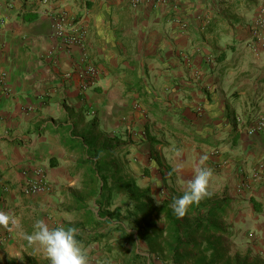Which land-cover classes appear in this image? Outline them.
Returning <instances> with one entry per match:
<instances>
[{
  "label": "crops",
  "instance_id": "obj_1",
  "mask_svg": "<svg viewBox=\"0 0 264 264\" xmlns=\"http://www.w3.org/2000/svg\"><path fill=\"white\" fill-rule=\"evenodd\" d=\"M258 7V0H0V210L20 221L0 228V264H49L23 238L37 220L75 227L89 264H170L133 241L130 218L116 208L127 205L129 184L148 188L156 206L182 196L205 155L212 195L201 202L220 212L224 245L258 253L264 128L248 133L264 118ZM58 15L78 43L55 33ZM40 177L46 190L23 192ZM135 252L142 263L130 260Z\"/></svg>",
  "mask_w": 264,
  "mask_h": 264
},
{
  "label": "trees",
  "instance_id": "obj_2",
  "mask_svg": "<svg viewBox=\"0 0 264 264\" xmlns=\"http://www.w3.org/2000/svg\"><path fill=\"white\" fill-rule=\"evenodd\" d=\"M126 190L135 207V210L125 212L135 231L133 241L143 240L149 255L154 254L170 264H264L261 251L253 256L250 252H228L222 235H229V232L216 221L220 212L206 209V203L191 205L188 213L178 218L169 207L172 201L156 206L149 197L148 188L140 191L131 184L126 186ZM143 204L147 206V212H137ZM254 205L257 209V204ZM119 215V212L114 214L115 218ZM144 258L141 253L135 252L130 260L142 263Z\"/></svg>",
  "mask_w": 264,
  "mask_h": 264
},
{
  "label": "clouds",
  "instance_id": "obj_3",
  "mask_svg": "<svg viewBox=\"0 0 264 264\" xmlns=\"http://www.w3.org/2000/svg\"><path fill=\"white\" fill-rule=\"evenodd\" d=\"M181 153L177 150L176 156ZM208 157L201 156L199 165L193 169L194 175L184 187L183 195L174 198L170 203L173 214L183 218L191 205H198L203 199L210 197L209 185L213 177V170L206 166ZM179 168L183 164H179ZM158 203V202H157ZM20 227V221L11 213L0 210V228L11 231ZM75 227H53L44 220H37L31 234L23 233V238L29 246H36L42 250L49 264H89L87 249L76 239Z\"/></svg>",
  "mask_w": 264,
  "mask_h": 264
},
{
  "label": "built area",
  "instance_id": "obj_4",
  "mask_svg": "<svg viewBox=\"0 0 264 264\" xmlns=\"http://www.w3.org/2000/svg\"><path fill=\"white\" fill-rule=\"evenodd\" d=\"M42 1L46 2V0H42ZM159 1L166 2L167 0H159ZM134 2H136V0H134ZM64 19H65L64 15H58L55 18L54 24H53L55 33L58 36H61L64 42L66 43H78L79 42L78 38H76L73 35H67V33H65L66 27L64 26L65 25ZM255 22L258 26L264 27V15H259V17L256 19ZM263 46H264V42H263ZM85 72L90 75H93L95 73L94 66L87 65ZM263 128H264V118L258 117L253 123V126H251V128L248 130V133H251L254 130H261ZM46 189H47V184L41 177L36 180H29L22 186V190L26 194H33V193L44 191Z\"/></svg>",
  "mask_w": 264,
  "mask_h": 264
},
{
  "label": "rangeland",
  "instance_id": "obj_5",
  "mask_svg": "<svg viewBox=\"0 0 264 264\" xmlns=\"http://www.w3.org/2000/svg\"><path fill=\"white\" fill-rule=\"evenodd\" d=\"M258 13L260 14V15H264V0H258ZM127 187H129L130 186V184L129 185H126ZM125 186V187H126ZM140 192V191H139ZM127 193H128V190H127ZM127 203V205L125 206L124 205V208H120L119 206L116 208V210L118 209L119 210V212H130V211H132L133 210V208H134V210H135V207H134V203L132 202V200H131V196H130V194H129V201H127V202H125V204ZM147 206L145 205V204H143L142 206H140L139 207V210H137V212H147ZM122 210V211H121ZM115 212H117V211H115ZM253 241V240H252ZM258 249H259V251H261V257H263L264 258V239L263 240H261V239H258ZM253 252H255V254H258V253H256V251H253ZM241 254H243V253H241ZM251 254V256H253L254 254H252V253H250Z\"/></svg>",
  "mask_w": 264,
  "mask_h": 264
}]
</instances>
